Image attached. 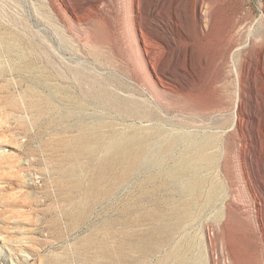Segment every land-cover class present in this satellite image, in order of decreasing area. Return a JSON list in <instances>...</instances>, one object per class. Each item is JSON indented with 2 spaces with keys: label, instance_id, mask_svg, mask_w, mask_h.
<instances>
[{
  "label": "rangeland",
  "instance_id": "obj_1",
  "mask_svg": "<svg viewBox=\"0 0 264 264\" xmlns=\"http://www.w3.org/2000/svg\"><path fill=\"white\" fill-rule=\"evenodd\" d=\"M130 1L0 0V264H264V0Z\"/></svg>",
  "mask_w": 264,
  "mask_h": 264
},
{
  "label": "bare ground",
  "instance_id": "obj_2",
  "mask_svg": "<svg viewBox=\"0 0 264 264\" xmlns=\"http://www.w3.org/2000/svg\"><path fill=\"white\" fill-rule=\"evenodd\" d=\"M181 1H184V0H175L174 1V5H178L179 2H181ZM135 2H136V0L135 1L134 0H131L130 1V3L132 4L133 7L136 5ZM212 3H213V0H191L192 9L197 14V16L200 17L201 21H203V15H204L203 14V8L205 6H210ZM144 57L147 59L148 63L152 65V67H155L154 64H153L154 61L149 56L148 53H145L144 52ZM161 77L158 75V79L160 81L159 84H161V87L164 89L165 88V83L163 81V78H161ZM130 144H131V142H128L127 143V146H129ZM123 146H126V144H124ZM144 153H145V150H141V149H140V152L135 153L134 156L131 158V162H132L131 164L135 165L137 163V161L140 160V157H143L144 156ZM128 159H130V157Z\"/></svg>",
  "mask_w": 264,
  "mask_h": 264
}]
</instances>
